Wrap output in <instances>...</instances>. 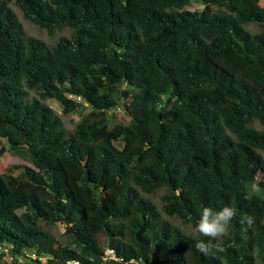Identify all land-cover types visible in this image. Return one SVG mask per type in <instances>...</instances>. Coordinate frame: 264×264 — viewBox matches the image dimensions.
<instances>
[{
    "label": "trees",
    "instance_id": "obj_1",
    "mask_svg": "<svg viewBox=\"0 0 264 264\" xmlns=\"http://www.w3.org/2000/svg\"><path fill=\"white\" fill-rule=\"evenodd\" d=\"M190 1L0 0V158L3 138L32 164L0 173L1 251L36 264H264V5ZM10 2L68 34H26ZM68 94L91 109L66 132L46 100L68 114ZM115 108L128 121L109 126ZM225 205L237 210L226 251L204 256L194 226Z\"/></svg>",
    "mask_w": 264,
    "mask_h": 264
},
{
    "label": "rangeland",
    "instance_id": "obj_2",
    "mask_svg": "<svg viewBox=\"0 0 264 264\" xmlns=\"http://www.w3.org/2000/svg\"><path fill=\"white\" fill-rule=\"evenodd\" d=\"M255 5H264L263 0H258L254 2ZM9 5L12 7L14 12L17 15V18L19 22L22 24V27L26 34H30L33 36H36L37 38L42 39L47 44L51 45L53 44L59 35L68 34V31L66 29L61 31H56L54 34L49 35L46 33L45 30L39 28L37 25L32 24L25 19L22 18V15L20 11L10 2ZM202 7L201 3L198 0H191L188 4L187 8L190 10H199ZM252 29L254 26H250ZM79 105L76 107L75 110L69 112L68 114H62L61 109L62 105L56 101L55 99L49 98L46 100V102L56 111V113L60 117L61 126L66 132H69L71 128L73 127L74 123L80 121L83 116L91 109V107L83 100H76ZM109 117V126H113L116 122H127L128 116L125 114V112L119 108H115L108 112ZM2 143L6 147L7 151L1 156L0 158V173L7 172L12 173L14 175L19 174L22 171V167L24 165H28L32 167V164L30 163V157L29 153L27 151L26 146H20L16 148H10L6 142L5 139H1ZM51 228L57 232L63 231V224L60 222H56L51 225ZM99 242L102 244V246L105 249V254L107 259H114V251L111 252L110 249L113 247L111 244L107 242V239L104 234L99 235ZM33 259L32 254H27L26 256H19V255H13L10 253V251L0 249V264H36V262H33L30 260ZM43 261V260H42Z\"/></svg>",
    "mask_w": 264,
    "mask_h": 264
},
{
    "label": "clouds",
    "instance_id": "obj_3",
    "mask_svg": "<svg viewBox=\"0 0 264 264\" xmlns=\"http://www.w3.org/2000/svg\"><path fill=\"white\" fill-rule=\"evenodd\" d=\"M236 216L237 210L228 205L219 210L203 207L199 220L194 226V231L197 236L207 239H197L194 245L195 249L204 256L224 253L226 249L223 246V241L229 235L230 225ZM240 223L250 227L254 220L250 215L242 214ZM140 264H143V260Z\"/></svg>",
    "mask_w": 264,
    "mask_h": 264
},
{
    "label": "built area",
    "instance_id": "obj_4",
    "mask_svg": "<svg viewBox=\"0 0 264 264\" xmlns=\"http://www.w3.org/2000/svg\"><path fill=\"white\" fill-rule=\"evenodd\" d=\"M68 97L75 99V100H78V101L82 99L80 96H77L74 94H68ZM110 251L113 252V249L111 248ZM114 256H115V254H114ZM105 259H107L106 254H105ZM69 264H80V263H78L77 261H73V262H70ZM103 264H105V263H103Z\"/></svg>",
    "mask_w": 264,
    "mask_h": 264
}]
</instances>
